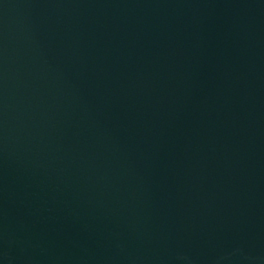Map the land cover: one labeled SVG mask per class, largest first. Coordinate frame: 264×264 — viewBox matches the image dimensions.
<instances>
[{
    "label": "water",
    "instance_id": "obj_1",
    "mask_svg": "<svg viewBox=\"0 0 264 264\" xmlns=\"http://www.w3.org/2000/svg\"><path fill=\"white\" fill-rule=\"evenodd\" d=\"M0 264H264V0H0Z\"/></svg>",
    "mask_w": 264,
    "mask_h": 264
}]
</instances>
